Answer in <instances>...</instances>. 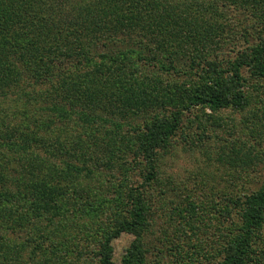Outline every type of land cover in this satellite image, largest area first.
Listing matches in <instances>:
<instances>
[{"label":"trees","instance_id":"trees-1","mask_svg":"<svg viewBox=\"0 0 264 264\" xmlns=\"http://www.w3.org/2000/svg\"><path fill=\"white\" fill-rule=\"evenodd\" d=\"M225 7L264 23V0H0V264H118L123 234L135 238L120 264H149L157 210H180L160 163L185 117L247 106L244 66L264 78V29H238ZM237 32L256 42L230 61ZM60 131L67 147L49 138ZM231 150L236 166L245 151ZM137 160L141 186L89 185L98 166L127 174ZM247 190L209 207L216 248L205 223L184 226L204 220L203 201L177 225L172 212L167 230H190H165L155 264H264V186Z\"/></svg>","mask_w":264,"mask_h":264},{"label":"rangeland","instance_id":"rangeland-1","mask_svg":"<svg viewBox=\"0 0 264 264\" xmlns=\"http://www.w3.org/2000/svg\"><path fill=\"white\" fill-rule=\"evenodd\" d=\"M223 10L227 14L229 13L231 24L237 23L238 29L244 26H257L258 29H264V23L259 24L258 21L250 17L230 13L235 14L232 7H225ZM244 39L245 37H242L239 32L236 35L227 34L223 43L225 45L223 58L236 61L240 59L243 52L250 53L249 49L256 41L254 38L249 39L248 42ZM242 75L245 79L247 106L242 109L226 108L216 113L207 111L210 115L207 114L205 117L200 112L203 116L201 120L197 119L194 113H189L188 117H185L183 129L176 134L173 146L160 163L162 177L164 179H169V176L174 178L173 183L166 185L164 189L165 191L167 189L169 199L176 200L175 204L179 205L180 210L187 207L190 201H195L197 204L199 201H203L207 206L209 212L206 213L204 220L190 222L184 226L205 223L206 228L202 231V238L208 244V248H212L213 245L216 248L223 222L218 220V212L209 209V207L215 206L216 203L224 204L225 202L221 199L226 194L237 195L245 188L248 189V192L264 186V78L252 76L246 66L242 67ZM61 134L60 131L49 138L52 143H56V138L61 136L62 139L60 141L58 139L57 145L61 143L67 147L66 143H62L66 136ZM234 144L236 149L242 148L245 151V154L241 156L235 155V157L237 156L236 166L230 163V160H234L230 157L233 156L231 148ZM223 149H226L227 152H223ZM72 157L62 158L63 165H66L65 161H71ZM223 159L224 161H221ZM131 160L132 157L129 158L130 162ZM98 167L100 169L97 171L100 173L89 185L99 186L100 183H103L101 185L105 187L103 188L104 193L108 191L112 193L114 188H124L126 183L135 187L141 186L140 184L143 183L145 174L143 175V166L138 164V160L134 162V165L129 166L130 171L127 174L117 170L107 171V168L103 166ZM125 175L128 178L127 182ZM110 183V187L107 188L106 185L109 186ZM156 187V185L153 186L155 189ZM170 207L172 206L167 205L164 211L162 208L157 210L158 214H163L165 211L168 214L161 217L159 225L155 226L152 233L146 237V243L150 248V253L147 255L149 264H155L158 248H163L166 244L165 230L171 224V213L173 212V215L176 216L172 220L174 225H177L181 218L178 215L180 210L171 211ZM198 212H201L199 208ZM183 214L189 216L187 213L183 212ZM233 219L238 220L235 214ZM231 223V220L226 221L224 226ZM184 226H172L170 231H167L190 230L189 227ZM134 238L133 235L123 234L113 242L116 263H121L126 249Z\"/></svg>","mask_w":264,"mask_h":264}]
</instances>
